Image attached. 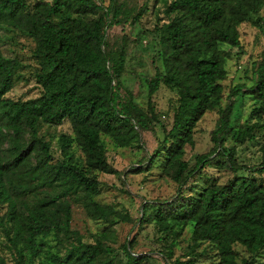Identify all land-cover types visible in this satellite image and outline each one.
I'll list each match as a JSON object with an SVG mask.
<instances>
[{
	"label": "trees",
	"instance_id": "1",
	"mask_svg": "<svg viewBox=\"0 0 264 264\" xmlns=\"http://www.w3.org/2000/svg\"><path fill=\"white\" fill-rule=\"evenodd\" d=\"M124 9L120 0L107 5L102 0H0V31L19 32L34 43V79L40 88L32 99L7 98L24 65L0 48V264H9L6 252L12 264H33L36 258L37 264H144L149 256L133 252L134 241L109 245L110 229L128 217L98 202L97 175L114 172L102 136L127 148L154 126L161 127L163 139L146 166L131 174H141L163 156V174L178 187L170 201L144 202L138 219L154 222L157 241L167 244L158 251L163 261L182 264L172 260L173 246L188 230L184 264L210 252L215 260L208 264H238L236 245L248 254L239 264H258L264 252V182L238 175L250 170L236 163L234 148L226 149L224 142L229 137L235 144H258L260 164L254 172L264 173V137L256 135L264 129V50L252 63L251 86L231 88L224 107L221 82L231 50L242 49L239 27L249 23L264 35V0H171L164 10L167 20L154 27L160 65L147 81L146 110L123 85L125 47L116 52L107 36ZM146 13L142 9L132 23ZM161 86L174 95L169 129L152 100ZM237 96L253 101V121L242 127L231 120ZM214 111L219 114L211 133L214 148L197 156L190 168L184 149L194 145L196 126ZM63 123L70 132L57 137L62 159L54 161L51 141L39 131ZM73 146L83 155L81 165ZM214 155L226 158L223 166L235 176L185 194L183 188ZM74 204L105 225L92 242L71 228ZM49 238L55 251L48 249Z\"/></svg>",
	"mask_w": 264,
	"mask_h": 264
},
{
	"label": "rangeland",
	"instance_id": "2",
	"mask_svg": "<svg viewBox=\"0 0 264 264\" xmlns=\"http://www.w3.org/2000/svg\"><path fill=\"white\" fill-rule=\"evenodd\" d=\"M51 1V0H44ZM99 1V0H98ZM107 5L108 0H102ZM171 0H120L124 3V15L119 20V24L107 30V36L114 50L118 52L122 47L126 50L125 72L122 77L123 85L132 91L136 102L143 109H147L148 88L147 81L155 74V67L160 65L158 59V37L154 32L155 25L167 20L164 12L167 4ZM144 8L147 13L144 14L138 22L132 23V19ZM242 49L231 50V56L226 62L227 76L221 82L223 87L222 107L227 104L228 94L231 88L239 84L251 86L249 81L252 63L261 58L264 50V35L249 23L242 24L239 29ZM0 48L7 58H17L24 68L18 74L15 86L10 93L6 95L12 100L32 99L39 95L40 88L35 83L34 69L36 64L32 59L31 53L34 48L32 40L28 39L19 32L0 31ZM174 95L171 90L161 86L153 95V105L155 111L159 114L161 123L169 129L172 120V104ZM235 100L232 121L236 127H242L246 122H252L251 111L253 101L249 97L241 98L237 96ZM219 117L217 111L207 113L198 123L193 134L194 145L186 146L184 149L183 160L189 167H193L196 157L211 152L214 143L211 140L212 131L215 129L216 121ZM69 127L63 123L58 127L42 126L39 136L50 140L51 155L56 160H61L60 150L57 144V137L62 133H67ZM163 130L159 126H154L151 132H142L138 140L130 147L119 148L113 141L102 136L101 140L106 149L108 163L114 169L113 174L97 175L100 181L101 192L98 196V202L110 205L118 213L127 215V221H118L110 229L108 243L114 248H119L124 242L134 241L133 252L148 255L149 258L144 264H166L158 251L165 248L167 244L157 241V228L152 220L139 223L141 208L144 202H164L170 201L176 197L177 185L170 178L163 174L164 157L159 156L153 165L141 174H131L133 168L137 166H146V158L154 154L163 139ZM258 137H264V129L256 130ZM224 147L234 148L236 163L246 167L250 171L238 172V175H247L254 177L259 182H264V173L254 172L260 164V154L258 144L244 142L235 144L231 138H226ZM74 159L77 164L83 163V155L75 146H73ZM226 158L212 156L208 165H206L199 175L193 177L186 188H183L185 194L195 193L202 190L212 180L219 183H225L235 176L232 172L225 169L223 164ZM0 209V215L3 213ZM101 221H94L86 216L84 209L74 204L72 206L71 228L80 232L84 241L92 242L94 236L100 235L106 229ZM173 246V258L178 259L182 264L189 258L186 256L189 246V232L185 230L182 235L175 240ZM205 246H201V251ZM48 249L55 251V242L52 238L48 240ZM238 253V261L246 258L248 254L240 246H235ZM213 253L208 257H202L193 260L192 264H208L215 260ZM9 264L10 256L5 253ZM257 258L258 264H264V252ZM36 258L33 264H37Z\"/></svg>",
	"mask_w": 264,
	"mask_h": 264
}]
</instances>
